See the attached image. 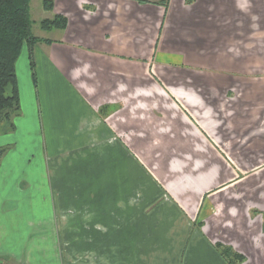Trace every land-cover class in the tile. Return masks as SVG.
I'll list each match as a JSON object with an SVG mask.
<instances>
[{
    "label": "rangeland",
    "instance_id": "rangeland-1",
    "mask_svg": "<svg viewBox=\"0 0 264 264\" xmlns=\"http://www.w3.org/2000/svg\"><path fill=\"white\" fill-rule=\"evenodd\" d=\"M42 1L29 0L35 38L41 32L40 22L49 16ZM27 56L23 46L15 65L20 112L11 119L13 128L0 125V159L10 162L4 173L14 172L17 187L10 191L19 187L18 207L25 210L23 246L9 248L16 257L5 258L6 264H81L80 258L84 264H96L97 258L98 264H125L150 256H203L204 246H193L186 230V225L191 227L186 215L194 221L197 209H193L206 196L213 204V208L203 205L210 213L211 236L227 237V244L251 245L254 255L249 264H264V64L176 68L173 83L187 97L186 103L182 101L185 116L179 113L185 121L180 116L164 121L158 104L168 97L157 87L135 121L138 128L130 131L131 143L140 150L138 157L121 147L115 151L95 134H64L56 127L52 134H44L42 128L38 133L28 108L32 86ZM199 58L203 60L192 59L196 63ZM160 68L153 73L161 76ZM158 78L153 76V85ZM21 111L26 122L18 120ZM191 116L211 135L199 133ZM186 117L193 124H186ZM180 121L184 126L176 124ZM164 124L176 134L167 138L174 136L171 143L159 133ZM95 147L102 150L98 157L82 161ZM199 185L196 198L192 192ZM11 207L9 202L7 208ZM33 211L38 230L31 233L26 226ZM217 250L226 259L233 256L228 247ZM255 255L263 261L256 262Z\"/></svg>",
    "mask_w": 264,
    "mask_h": 264
},
{
    "label": "crops",
    "instance_id": "crops-1",
    "mask_svg": "<svg viewBox=\"0 0 264 264\" xmlns=\"http://www.w3.org/2000/svg\"><path fill=\"white\" fill-rule=\"evenodd\" d=\"M52 1L53 9L43 10L49 14L47 19L62 16L66 27L40 29L36 38L41 41L32 49L35 80L30 72L32 88L28 92V108L32 110L31 125L38 133L42 128L44 134H52L51 129L56 127L64 134L72 131L88 136L95 134L115 151L121 147L138 156L140 150L131 143L130 131L138 128L135 121L152 101L155 90L163 88L168 97V101L158 104L164 121L170 116L181 117L179 113L185 110L182 101L186 103L187 97L178 90L179 85L173 83L176 68L264 64V0H193L190 5L187 0ZM193 56L203 57V60L199 58L195 63ZM27 66L30 71L29 60ZM155 68H160L161 76L153 73ZM153 76L159 77L156 85H153ZM17 86L21 105L18 80ZM160 104H164L163 109ZM24 116L21 111L18 120L26 122ZM190 119L199 133L204 131L211 135L208 128L195 122L192 116ZM191 121L187 118L186 124H193ZM180 123L176 124L182 126L185 122ZM164 125L159 129L161 136L167 140L176 135ZM17 130L15 124L14 133ZM101 151L99 147L92 148L81 160L86 161ZM142 160L148 163L147 159ZM9 163L0 159V264H6L5 258L16 257L9 248L22 247L25 233V210L18 207L21 200H17L22 193L19 194V187L16 192L10 191L11 187H17L14 172L4 173ZM171 188L174 190V186ZM201 188L199 185L197 193L192 192L197 194L196 198ZM169 189H166L167 194L172 199L175 195ZM32 195L34 198V193ZM207 199L208 196L193 209H197L194 221L184 214L191 223L190 228L186 225V230L190 232L193 246H204L205 255L170 259L150 256L131 258L123 263L228 264L227 259L220 256L218 246L228 247L242 257L241 263L230 260L232 264L251 263L254 255L251 245L227 244V237L214 239L211 236V226L207 225L210 213L204 211L203 205L209 203L213 208V204ZM9 202L13 207L7 208ZM34 215L33 211L26 226L31 233L38 230L34 228ZM254 259L258 263L263 261L256 255ZM80 260L84 264L82 258ZM93 262L98 264V258Z\"/></svg>",
    "mask_w": 264,
    "mask_h": 264
},
{
    "label": "trees",
    "instance_id": "trees-1",
    "mask_svg": "<svg viewBox=\"0 0 264 264\" xmlns=\"http://www.w3.org/2000/svg\"><path fill=\"white\" fill-rule=\"evenodd\" d=\"M42 8L44 11H51L53 1L43 0ZM39 26L45 31L62 30L66 27V19L56 15L50 20H42ZM40 41L31 35L29 0H0V125L5 123L13 128L11 119L20 112L15 65L21 50L23 46L28 49L31 75L35 80L32 49ZM229 251L233 256L227 259L228 264L242 262L241 256L233 253L231 249Z\"/></svg>",
    "mask_w": 264,
    "mask_h": 264
}]
</instances>
